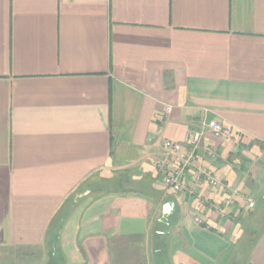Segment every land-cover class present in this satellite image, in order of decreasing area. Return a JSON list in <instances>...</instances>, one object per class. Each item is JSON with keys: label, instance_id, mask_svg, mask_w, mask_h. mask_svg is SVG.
Listing matches in <instances>:
<instances>
[{"label": "crops", "instance_id": "1", "mask_svg": "<svg viewBox=\"0 0 264 264\" xmlns=\"http://www.w3.org/2000/svg\"><path fill=\"white\" fill-rule=\"evenodd\" d=\"M197 131L221 186L172 192L162 145ZM260 202L264 0H0V255L264 264Z\"/></svg>", "mask_w": 264, "mask_h": 264}, {"label": "built area", "instance_id": "2", "mask_svg": "<svg viewBox=\"0 0 264 264\" xmlns=\"http://www.w3.org/2000/svg\"><path fill=\"white\" fill-rule=\"evenodd\" d=\"M164 112L168 114L170 112V107H166ZM205 128L214 137L219 139H227L231 136V129L227 126H223L215 121H210L205 124ZM202 139V132L197 131L192 136V145L190 149L182 153V147L179 143L166 140L164 141L162 148L164 152L171 157L175 158V165L171 166V162L165 161L159 163V168L163 174V185L175 193H180L186 189V184L184 182V177L190 170L194 171L189 173L190 181L193 184H200L201 182L207 183L211 188H219L221 186V181L218 177L214 176L208 169L202 167H195V151ZM254 206L253 201H248V207L252 208ZM197 223L201 221L196 218Z\"/></svg>", "mask_w": 264, "mask_h": 264}, {"label": "rangeland", "instance_id": "3", "mask_svg": "<svg viewBox=\"0 0 264 264\" xmlns=\"http://www.w3.org/2000/svg\"><path fill=\"white\" fill-rule=\"evenodd\" d=\"M262 202H260L259 205L253 209V219L249 225L251 230L254 229L260 235L264 230V204H262ZM240 247H243V244L238 245V248ZM26 257L27 255H23L20 250L15 251L13 254L9 252L4 253L0 255V264H36V255H30L28 258Z\"/></svg>", "mask_w": 264, "mask_h": 264}]
</instances>
